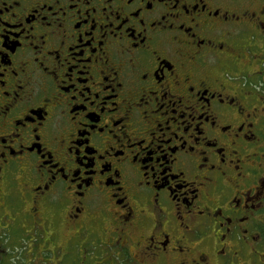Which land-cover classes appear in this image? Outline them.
I'll return each mask as SVG.
<instances>
[{
	"label": "flooded vegetation",
	"instance_id": "af4514ba",
	"mask_svg": "<svg viewBox=\"0 0 264 264\" xmlns=\"http://www.w3.org/2000/svg\"><path fill=\"white\" fill-rule=\"evenodd\" d=\"M32 232L264 264V0H0V264Z\"/></svg>",
	"mask_w": 264,
	"mask_h": 264
},
{
	"label": "rangeland",
	"instance_id": "374dc122",
	"mask_svg": "<svg viewBox=\"0 0 264 264\" xmlns=\"http://www.w3.org/2000/svg\"><path fill=\"white\" fill-rule=\"evenodd\" d=\"M61 231H62V237L60 236L61 238L57 241L55 239V241L57 242L58 245H63L66 242L65 239L68 237V234H69V230L66 229L65 227H63L61 229ZM14 233H16V232L14 231ZM40 235H41V233H40ZM40 235L38 234V238L40 237ZM32 236L35 237L36 232H32L29 235H26V237L29 240L30 239L32 240V238H33ZM22 237L25 238V233L23 234ZM22 237H20V235L18 234V239H16V241H15V244H16L15 247L17 249L11 250V251H13L12 255H15L17 257V259H16L17 264H96V262H94V261L96 260L97 257H98L97 261H102L103 260L102 257H104L103 250L98 245V246L94 247V250H91L92 251L91 255L86 257L85 259L82 255V253H80V254L77 253L76 259L74 260V262L72 259H64L63 262L56 263L55 261H53V253H47L46 252L47 255L44 253H40V251H42L41 243H44L42 240V235H41V239L38 240L40 243L39 246L36 245V241H33V240L28 241L29 244L33 243L36 246L35 247L32 245V247L34 248V254H30V255L28 253H29L30 249H32V248L31 247L28 248V244L25 243L26 241L21 239ZM92 237H94V239L96 238L97 240H99L98 233H96L95 236L92 235ZM18 242H20L19 245L17 244ZM60 255L61 254H59V253L57 254V256H59V260H61ZM45 256H47V258Z\"/></svg>",
	"mask_w": 264,
	"mask_h": 264
}]
</instances>
